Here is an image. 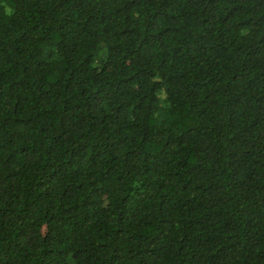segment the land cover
<instances>
[{
    "label": "trees",
    "instance_id": "obj_1",
    "mask_svg": "<svg viewBox=\"0 0 264 264\" xmlns=\"http://www.w3.org/2000/svg\"><path fill=\"white\" fill-rule=\"evenodd\" d=\"M0 240H264V0H0ZM0 264H264V241H0Z\"/></svg>",
    "mask_w": 264,
    "mask_h": 264
}]
</instances>
